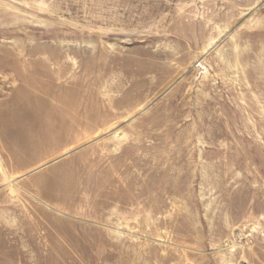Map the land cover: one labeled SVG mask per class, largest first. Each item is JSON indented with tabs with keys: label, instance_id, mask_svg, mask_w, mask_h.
Returning a JSON list of instances; mask_svg holds the SVG:
<instances>
[{
	"label": "rangeland",
	"instance_id": "1",
	"mask_svg": "<svg viewBox=\"0 0 264 264\" xmlns=\"http://www.w3.org/2000/svg\"><path fill=\"white\" fill-rule=\"evenodd\" d=\"M245 263L264 0H0V264Z\"/></svg>",
	"mask_w": 264,
	"mask_h": 264
},
{
	"label": "crops",
	"instance_id": "2",
	"mask_svg": "<svg viewBox=\"0 0 264 264\" xmlns=\"http://www.w3.org/2000/svg\"><path fill=\"white\" fill-rule=\"evenodd\" d=\"M10 127V126H9ZM13 133L14 132H16V129H15V127H11V129H10Z\"/></svg>",
	"mask_w": 264,
	"mask_h": 264
},
{
	"label": "built area",
	"instance_id": "3",
	"mask_svg": "<svg viewBox=\"0 0 264 264\" xmlns=\"http://www.w3.org/2000/svg\"><path fill=\"white\" fill-rule=\"evenodd\" d=\"M245 264H247V263H245Z\"/></svg>",
	"mask_w": 264,
	"mask_h": 264
}]
</instances>
